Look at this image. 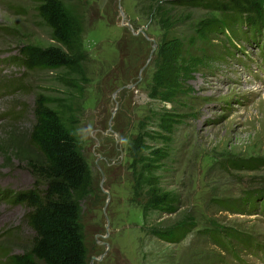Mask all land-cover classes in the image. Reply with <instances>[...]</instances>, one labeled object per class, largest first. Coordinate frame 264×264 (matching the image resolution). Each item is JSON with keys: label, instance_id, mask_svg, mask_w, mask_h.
<instances>
[{"label": "rangeland", "instance_id": "374dc122", "mask_svg": "<svg viewBox=\"0 0 264 264\" xmlns=\"http://www.w3.org/2000/svg\"><path fill=\"white\" fill-rule=\"evenodd\" d=\"M38 1L0 0V264L33 236L11 197L35 187L37 154L24 145L38 97L87 165L72 193L87 264H264V166H230L264 164V29L245 44L248 25L205 0H63L74 66L28 71L19 48L57 47ZM151 191L166 201L150 205ZM245 198L257 201L251 212L226 210ZM183 225V241L161 240ZM236 233L254 248L225 238Z\"/></svg>", "mask_w": 264, "mask_h": 264}, {"label": "trees", "instance_id": "16d2710c", "mask_svg": "<svg viewBox=\"0 0 264 264\" xmlns=\"http://www.w3.org/2000/svg\"><path fill=\"white\" fill-rule=\"evenodd\" d=\"M38 2L37 16L57 47L46 49L21 47L18 49L16 61L28 71L70 70L74 66L76 54L75 25L64 8L63 0ZM229 2L216 3L205 0L204 7L214 9L223 15L227 14L225 22L229 25H233L237 19V22L241 20L240 24L250 26L251 31L247 35H242L241 31L237 32L240 36L239 41L248 43L259 31L262 33L264 12L261 11L264 5L261 0ZM239 14L243 19L237 17ZM224 28L231 37L229 30L225 26ZM261 42L263 45L264 40ZM34 118L35 122L27 134L24 148H31L30 150L37 154V158L30 164V171L36 181L35 187L11 197L17 204L27 207L24 221L33 232V236L26 252L7 255L6 264H87V250L78 222V208L72 199V193L79 191L86 183L87 165L78 153L75 138L41 97L35 101ZM255 162L247 160L232 163L230 166L236 171H252L264 166L254 165ZM165 201V197H158L155 191L149 193L150 205L158 207ZM257 201H260L258 208L264 207V196ZM257 201L240 199L241 205H238L237 201L236 205L228 204L226 210L243 215L245 210L251 212ZM191 231L190 226L183 225L160 237L168 243L178 244ZM211 236L219 244L223 239L220 238L221 235L217 237L214 233H211ZM225 238L246 246L248 250L254 248L248 238L240 234L227 235Z\"/></svg>", "mask_w": 264, "mask_h": 264}, {"label": "flooded vegetation", "instance_id": "af4514ba", "mask_svg": "<svg viewBox=\"0 0 264 264\" xmlns=\"http://www.w3.org/2000/svg\"><path fill=\"white\" fill-rule=\"evenodd\" d=\"M102 238H104V237H102ZM100 244H101V243H100ZM101 256H102V255H101ZM101 256L98 257V258L92 257L91 260H92V261H100V260H101Z\"/></svg>", "mask_w": 264, "mask_h": 264}, {"label": "bare ground", "instance_id": "6f19581e", "mask_svg": "<svg viewBox=\"0 0 264 264\" xmlns=\"http://www.w3.org/2000/svg\"><path fill=\"white\" fill-rule=\"evenodd\" d=\"M247 30H250V26H248V28L246 29V31H243V33L245 34V35H247V33H248V31ZM246 32V33H245ZM203 84H204V82H203ZM203 86V85H202ZM260 88V87H259Z\"/></svg>", "mask_w": 264, "mask_h": 264}]
</instances>
